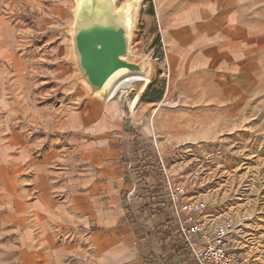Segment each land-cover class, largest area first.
Instances as JSON below:
<instances>
[{
	"label": "crops",
	"instance_id": "crops-1",
	"mask_svg": "<svg viewBox=\"0 0 264 264\" xmlns=\"http://www.w3.org/2000/svg\"><path fill=\"white\" fill-rule=\"evenodd\" d=\"M160 6L168 91L178 89L181 102L182 87L200 90L197 110L174 120L161 110L141 128L135 103L127 112L116 90L93 92L81 80L76 105L55 120L46 149L35 131L15 124L19 99L0 87V264L178 262L162 171L149 172L147 160L163 147L166 127L177 141L208 140L215 109L248 100L260 83L264 35L242 21L237 0ZM12 55L10 46L0 50V74L15 68Z\"/></svg>",
	"mask_w": 264,
	"mask_h": 264
},
{
	"label": "rangeland",
	"instance_id": "rangeland-1",
	"mask_svg": "<svg viewBox=\"0 0 264 264\" xmlns=\"http://www.w3.org/2000/svg\"><path fill=\"white\" fill-rule=\"evenodd\" d=\"M126 1L115 0L116 8ZM75 5L76 0H0V50L10 46L14 57L10 64L15 67L0 74L1 92L18 97L15 124L35 131L46 149L55 120L76 105V90L82 86L72 37ZM237 5L242 21L264 35V0H237ZM162 13L160 0H141L132 9L126 59L143 64L144 76L130 77L126 83L119 78L108 90H116L114 98L125 102L127 112L128 105H137L134 114L141 128L151 123L153 115L160 117L161 110L174 120L176 113L180 118L199 106L198 89L182 87L181 102L178 89L168 91L164 42L168 24H162ZM8 26L15 29L14 36H8ZM259 55L258 87L242 104L216 105L225 111L215 109L208 121L212 129L208 140L177 141L172 127L170 131L166 127L163 147L153 148L146 165L157 175L162 163L174 182L190 183L214 221L248 216L229 247L235 255L251 258L264 254V42ZM149 88L162 90L163 101L148 105L143 97ZM64 144L57 139L58 149L66 150Z\"/></svg>",
	"mask_w": 264,
	"mask_h": 264
},
{
	"label": "built area",
	"instance_id": "built-area-1",
	"mask_svg": "<svg viewBox=\"0 0 264 264\" xmlns=\"http://www.w3.org/2000/svg\"><path fill=\"white\" fill-rule=\"evenodd\" d=\"M163 195L168 206V217L179 246L176 264H264V254L240 257L230 250V243L248 216L238 221H214L207 205L192 190L191 184L173 181L163 164Z\"/></svg>",
	"mask_w": 264,
	"mask_h": 264
},
{
	"label": "water",
	"instance_id": "water-1",
	"mask_svg": "<svg viewBox=\"0 0 264 264\" xmlns=\"http://www.w3.org/2000/svg\"><path fill=\"white\" fill-rule=\"evenodd\" d=\"M107 6L94 4L90 13L82 10L78 14L77 31L73 37L74 55H78L77 65L80 79L93 92L107 93L111 83L102 90L108 79L119 70L141 73L139 65L130 63L128 41L125 30L116 25Z\"/></svg>",
	"mask_w": 264,
	"mask_h": 264
},
{
	"label": "bare ground",
	"instance_id": "bare-ground-1",
	"mask_svg": "<svg viewBox=\"0 0 264 264\" xmlns=\"http://www.w3.org/2000/svg\"><path fill=\"white\" fill-rule=\"evenodd\" d=\"M141 2V0H138V2H135L134 0H127L120 9L116 8L115 0H76V5L74 9V17L75 20L72 25V35L74 37L75 32L77 31V21H78V14L82 10H87L88 13L92 11V8L94 4L96 3H102L103 5L107 6V8L110 11V17L112 21L122 27L125 30L126 39L129 43L130 41V32H131V17H132V9L136 8V6ZM75 59L78 61V55L75 52ZM149 65V64H148ZM141 68V73L133 74L130 72H127L126 70H119L115 74H113L108 81L105 83L102 90L107 88L111 83H113L115 80L121 78L122 83L128 82L130 77L133 76H144L142 75V72L144 70V65L139 64ZM117 85V84H116ZM116 87V86H115ZM114 90V89H113ZM112 90V91H113Z\"/></svg>",
	"mask_w": 264,
	"mask_h": 264
},
{
	"label": "trees",
	"instance_id": "trees-1",
	"mask_svg": "<svg viewBox=\"0 0 264 264\" xmlns=\"http://www.w3.org/2000/svg\"><path fill=\"white\" fill-rule=\"evenodd\" d=\"M162 96H163L162 90L149 88L146 95L143 97V100L148 102V103L159 102L162 99ZM158 187H159V185H158ZM157 191L160 192L159 189H157ZM175 246H176V244L174 245V247ZM175 252H179V249L176 248Z\"/></svg>",
	"mask_w": 264,
	"mask_h": 264
}]
</instances>
